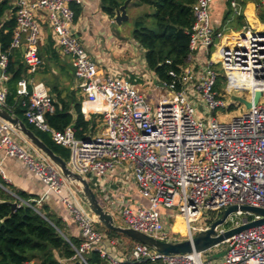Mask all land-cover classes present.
I'll list each match as a JSON object with an SVG mask.
<instances>
[{"label":"built area","instance_id":"built-area-1","mask_svg":"<svg viewBox=\"0 0 264 264\" xmlns=\"http://www.w3.org/2000/svg\"><path fill=\"white\" fill-rule=\"evenodd\" d=\"M246 1L227 0L231 15L228 22L245 17ZM213 2L194 0L191 5L190 60L179 72L169 71V80H158L154 73L148 75V70L132 74L103 71L74 34L71 6H79L82 0H12L15 27L9 50L0 53V107L9 111V52L21 50L27 74L44 66L38 56L44 33L37 11L46 13L52 30L49 37L58 55L69 58L82 98L80 111L85 120H94L96 129L81 140L72 125L63 131L50 128L45 115L55 112L54 97L44 83L22 78L16 93L27 98L25 119L67 149V168L88 184L93 183L95 189L118 167L124 182L133 176L136 190L147 205L116 211L112 201L106 211L120 226L164 242L191 239L206 231L231 206L264 209V29L243 26L239 32H230L234 42L225 41L226 33L211 25ZM220 79L225 81L223 93L218 90ZM150 92L152 98L143 94ZM233 92L246 95L242 99L251 108L229 122H218L212 113L224 108L223 95ZM256 92L260 96L254 105ZM15 133L0 119V152L21 160L47 193L66 205L79 231L81 243L75 251L83 263V254L95 251L108 264H264V224L213 247L225 246L222 257L216 260H205L204 252L195 251L166 256L140 243L132 244L125 260H116L105 246L108 236L96 229V217L71 202V196H79V185L68 182L40 152L33 155L18 144ZM0 177L5 181L1 162ZM172 212L184 225L183 240L169 223ZM258 219L237 211L214 231L222 234Z\"/></svg>","mask_w":264,"mask_h":264},{"label":"trees","instance_id":"trees-1","mask_svg":"<svg viewBox=\"0 0 264 264\" xmlns=\"http://www.w3.org/2000/svg\"><path fill=\"white\" fill-rule=\"evenodd\" d=\"M125 0H100L101 11L111 19L115 11ZM194 0H136L135 6H147L153 10L143 15L135 22L132 33L133 39L144 50V62L147 69L153 72L158 80H169L168 72L179 70L190 60L189 33L193 18L191 5ZM258 8L261 4L258 3ZM74 22L80 14V8L72 5ZM12 0H0V53L9 50L12 32L15 27ZM152 19L153 26L145 27L144 20ZM259 19L264 22L261 16ZM242 24L243 17L237 18ZM38 56L45 61L43 81L49 88L56 101V110L46 114L45 119L50 128L63 131L72 125L75 136L83 140L93 134L96 129L94 120H85L81 111V99L76 92L70 91L64 85L70 80L67 65L60 60L53 41L50 37L39 47ZM51 69L59 71L60 77L53 78ZM73 71V70H72ZM7 72L10 78L6 84V108L18 117L52 152L67 162L69 151L56 145L46 132H42L30 125L24 117L27 98L16 93L17 82L24 78L27 81L34 74H27V67L22 61L21 50H11L8 56ZM28 91L31 86H27ZM65 93V94H63ZM78 93V91H77ZM25 193L17 191L0 177V264H61L64 260L68 264H108L95 251L83 254L85 263L77 256L75 249L79 248L80 239L67 234L60 218L37 208L29 201ZM17 207L11 210L10 204ZM96 229L112 239H123L125 236L108 231L98 222ZM132 241V240H130ZM133 243H136L132 241ZM119 264H153L150 262H122Z\"/></svg>","mask_w":264,"mask_h":264},{"label":"crops","instance_id":"crops-1","mask_svg":"<svg viewBox=\"0 0 264 264\" xmlns=\"http://www.w3.org/2000/svg\"><path fill=\"white\" fill-rule=\"evenodd\" d=\"M134 1L135 0H132V3ZM258 3L261 4L259 0H256L255 2L248 0L245 2L244 6L246 15L243 18V23L240 24L237 22V18H233L230 22H228V19L231 18V15L227 0H214L210 9L211 25L216 30L224 31V33H226V37H228L225 39V41L230 40V42H234L236 40L230 39V32H239L243 26H250L251 28L259 30L264 29V22H262L256 14ZM79 8L80 14L74 22L73 27L74 34L78 37L80 43L88 51L90 58L96 61L101 66L103 71H122L124 73L132 74L133 71L148 70L145 62H143L142 65L136 67H133L131 64H117L116 59H114V57H110L109 51L105 49V46L101 45L100 38H103V43L105 42L106 44L107 41L109 42V50L112 51V53L117 58L121 57L123 59V56L125 55L123 54L125 48L121 50L113 45L112 37L106 31L109 27V25L106 24V18L108 16L101 11L100 0H82V4L79 5ZM109 21L112 23L111 18H109ZM44 36L45 41L49 35L45 32ZM60 60L64 65H67L66 67L70 76V80L65 81L64 85L67 86L70 91L76 92V97H80L82 100L80 90L77 88V83L74 80L69 59L60 56ZM43 62L44 66L35 72L33 77L29 79L31 82L44 83L43 81L46 80V77H50V74L47 76L43 74L46 66L44 60ZM51 73H53V76L55 75L56 77H60L59 71L51 69ZM14 139L18 144L26 147V149L29 150L31 154H40L23 138L19 132L14 134ZM0 162L4 171L5 181L10 185V187L25 193L28 197H30L29 201L34 202L37 208L44 209L46 212L56 216L57 218H60L65 226L67 234L71 237L80 239L78 228L73 222L71 213L68 211L66 205H64L57 196L47 193L45 186L40 182L38 177L33 172H31L21 160L4 156V154L0 152ZM122 177L123 175L119 172V170L116 169L112 176L102 180L100 185L96 188L97 193L100 195V198L105 204L107 210H110V202L112 201L115 202L117 207L116 211L121 207L135 209L139 206H146L147 201L138 194L134 181L129 182V178L128 182L126 183L122 180ZM70 198H74V201L71 199V202H74V204L78 203V205L82 206L84 209H87L79 196H71ZM113 212H115V210H113ZM130 242H124V238L112 239L107 237L105 240V246L113 258L118 261H123L127 258L129 249L133 244L132 242L131 246L129 247L128 244ZM59 262L61 264H68L64 260Z\"/></svg>","mask_w":264,"mask_h":264},{"label":"water","instance_id":"water-1","mask_svg":"<svg viewBox=\"0 0 264 264\" xmlns=\"http://www.w3.org/2000/svg\"><path fill=\"white\" fill-rule=\"evenodd\" d=\"M131 2L132 0H125L123 4L119 7V9L115 11V15L112 18V21L116 25H121L122 23L128 20L127 7ZM259 2H261L262 5L264 4V0H259ZM259 96V92H256L254 94V105H256ZM239 101L245 105L246 109L251 108V104L246 100L239 99ZM0 119L9 123L14 128V130L16 132H19L31 146H33L53 165H55L68 182L79 185V196L81 200L84 202L85 207L96 217L97 222L103 228L108 231L119 233L125 236L127 239L132 240L136 243L148 246L163 255H180L192 253L194 251L205 252L223 243L226 239L241 231L264 224V209L250 206H231L223 210L220 213V218L212 222L206 231L197 233L191 239H186L179 242L160 241L152 237L146 236L142 233L131 230L129 228L122 227L116 224L113 216L100 205L95 193L90 188L89 184L78 175L72 174L67 168L66 162L63 161L59 156L55 155L52 150H50L38 137H36L34 133L30 129H28L18 117L14 116L9 111L0 107ZM10 207L11 210L14 211L17 205L16 203H11ZM237 211L256 215L260 217V219L251 221L237 228L228 230L222 234H217L214 231L215 227L222 225L228 215Z\"/></svg>","mask_w":264,"mask_h":264},{"label":"rangeland","instance_id":"rangeland-1","mask_svg":"<svg viewBox=\"0 0 264 264\" xmlns=\"http://www.w3.org/2000/svg\"><path fill=\"white\" fill-rule=\"evenodd\" d=\"M251 1L255 2L256 0H251ZM135 2H136V0L133 3L131 2L129 4V6L127 7L128 20L126 22L122 23L121 25H116L114 22L110 23V21H109L110 17L106 18V24L109 25V27L107 28L106 31L109 35H111L113 45H115L118 49H121V50H123L125 48L124 53H123L125 55L123 56V59L121 57L117 58L112 53V51L109 50V48H108L109 42L107 41V43L105 44V42L103 43V38H100L101 45L105 46V49H107L109 51L110 57H112V58L114 57V59H116L117 64H119V65H123V64L130 65L131 64V65H133V67L140 66L143 64L144 54H145V50L140 45H138L132 37L135 22L138 19H140L143 15L153 11L145 5L135 6L134 5ZM37 14L39 15L38 23L41 24L42 32L43 33L46 32V34L51 35L52 30L47 24L46 13L44 11H37ZM256 14L258 17L261 16L262 18H264V4L261 5V7L257 9ZM144 25H145V27L151 28L153 26L152 19H148L146 21L144 20ZM237 29H234V30H237ZM42 39L44 42L45 36H43ZM104 39H106V38H104ZM87 53H88V51H87ZM63 59H65V58H63ZM151 73H153V72H149L148 75L151 76ZM53 78H56V76L54 75ZM224 86H225V81L220 79V82L218 85V90L221 93H223ZM143 94L145 96H149L151 98L153 97V94L151 92H150V94H146V93H143ZM242 97L246 98L247 96L241 92H233L230 95H226V94L223 95V101L225 104L224 108L216 109L212 113V115L215 117V119L218 122H229L233 118L247 112V109L239 101V99H242ZM197 118L203 119L201 114H197ZM117 170H119V172L122 174L121 167H118ZM122 179H123V177H122ZM133 180H134V178H133V176H131L129 182H133ZM89 186L93 190V192L95 193L98 201H100V205L106 210L107 208H106L105 204L103 203L102 199L100 198V195L97 193V190L95 189L93 183H89ZM161 212L162 213H168V211H166L164 209H161ZM169 223L171 224V226L176 228L174 231L178 232V234L180 236L179 240H183L186 236L185 235V228H184V225L181 222V220L178 218V215L176 212H172V216L170 217ZM116 224L119 225L120 224L119 221H116ZM124 242L128 243L130 241H129V239L124 238ZM131 244H132V242H130L128 244V246L130 247ZM224 247L225 246L222 245V246H218L217 248H211V249L205 251L203 253V258L205 260H216V259L221 258L223 255Z\"/></svg>","mask_w":264,"mask_h":264},{"label":"bare ground","instance_id":"bare-ground-1","mask_svg":"<svg viewBox=\"0 0 264 264\" xmlns=\"http://www.w3.org/2000/svg\"><path fill=\"white\" fill-rule=\"evenodd\" d=\"M214 57L216 58L217 56H216V55H214Z\"/></svg>","mask_w":264,"mask_h":264}]
</instances>
